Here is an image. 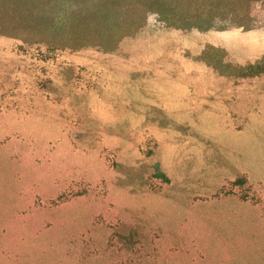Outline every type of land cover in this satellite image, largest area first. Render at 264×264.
I'll list each match as a JSON object with an SVG mask.
<instances>
[{
	"label": "rangeland",
	"instance_id": "obj_1",
	"mask_svg": "<svg viewBox=\"0 0 264 264\" xmlns=\"http://www.w3.org/2000/svg\"><path fill=\"white\" fill-rule=\"evenodd\" d=\"M0 264H264V0H0Z\"/></svg>",
	"mask_w": 264,
	"mask_h": 264
},
{
	"label": "trees",
	"instance_id": "obj_2",
	"mask_svg": "<svg viewBox=\"0 0 264 264\" xmlns=\"http://www.w3.org/2000/svg\"><path fill=\"white\" fill-rule=\"evenodd\" d=\"M22 57H25L28 61V68H30L31 71L36 72V70H38V66L41 64H45L46 60L45 59H41L40 57L35 58L33 56V53L30 54L29 52H23L20 54ZM54 56V54H53Z\"/></svg>",
	"mask_w": 264,
	"mask_h": 264
}]
</instances>
